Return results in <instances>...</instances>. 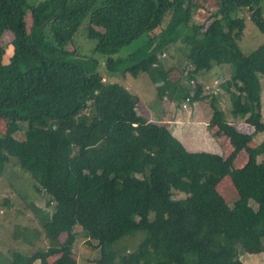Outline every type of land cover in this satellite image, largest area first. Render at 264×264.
I'll use <instances>...</instances> for the list:
<instances>
[{"label":"trees","instance_id":"trees-1","mask_svg":"<svg viewBox=\"0 0 264 264\" xmlns=\"http://www.w3.org/2000/svg\"><path fill=\"white\" fill-rule=\"evenodd\" d=\"M82 1L0 0V37L11 34L7 57L0 45V174L14 157L53 203L42 219L50 244L28 254L12 251L9 264H75L78 216L87 238L96 241L95 264H243L240 253L264 252V141L251 146L253 134L239 131L212 102L208 125L232 150L225 157L187 150L164 123L137 113L138 98L126 87L104 82L97 58L84 59L73 39L86 21L109 72L125 61L121 71L146 73L158 98L190 104L204 96L197 74L230 65L222 84L230 112L261 132L264 42L241 51L246 19L237 12L245 9L264 35V0H216L208 22L197 27L192 0ZM139 39L126 57H114ZM179 39L191 66V91L170 80L172 70L160 57ZM242 150L246 161L236 167ZM225 176L237 194L232 205L217 188ZM139 230L143 237L134 249L115 247ZM62 233L66 238L58 242Z\"/></svg>","mask_w":264,"mask_h":264},{"label":"rangeland","instance_id":"rangeland-1","mask_svg":"<svg viewBox=\"0 0 264 264\" xmlns=\"http://www.w3.org/2000/svg\"><path fill=\"white\" fill-rule=\"evenodd\" d=\"M85 4H89L90 0H83ZM264 8V1L262 3ZM216 8V0H192L191 7V24L197 27L199 24H205L208 22V18L212 11ZM237 15L245 17V27L242 31V35L238 40L239 47L242 52L249 53L255 49L258 45L264 42V35L258 30L255 24L248 18L245 9H240ZM29 21V17L27 18ZM86 21L80 25L73 39L75 45L84 59L94 56L97 58L98 63L96 70L101 73L104 78V82H116L128 89L130 93L138 98V104L136 111L138 114L146 115L149 113L159 114L164 113L168 118L174 119L175 115H179L184 119L186 109L189 105L193 108H200V112L204 114L207 119L211 117V103L213 102L219 109L223 110L225 119L228 122H232L230 119H237L239 116H235L230 112V98L228 90L222 85L229 77L231 66L223 65V67H213V69L206 71L204 74H197L195 77V83L202 84V97L201 100L193 102L192 104L178 99L170 98L169 96H163L158 98L156 96L155 85L151 82L146 73H142L138 76H133L130 73H123L121 71L127 62L122 61L115 65L116 71L109 72L104 65L106 55L99 54L93 49L96 41L87 36L86 33ZM186 27L180 26V38L185 33ZM10 39L11 34L5 33L0 37V45L6 49L5 56H8L10 51ZM141 40H135L131 44L122 48L114 57H126L130 52L134 51L140 46ZM186 45L179 39L172 48L167 47L160 57L164 63L165 68H171V74H169L170 80L177 82L179 89L184 88L185 85H190V91L193 90L194 81L189 82L187 80V72L191 66L185 57ZM223 68V69H220ZM260 83L262 87V104L261 120L264 122V76L260 75ZM237 123L242 124V127L247 131V134H253L254 140L262 136L264 137V130L261 132H254V128L247 124L244 120H235ZM171 122V120H170ZM184 122V121H183ZM172 123V122H171ZM163 124V123H162ZM165 125V124H163ZM166 127L168 125H165ZM184 127V125H183ZM216 131L215 125H210ZM23 128L16 132L17 138L23 137ZM5 132V122L0 119V134ZM214 135V133H213ZM210 134L212 139L215 137ZM256 135V137H255ZM218 142L221 147L225 146L226 136H218ZM216 137V138H218ZM227 139V138H226ZM229 140V139H228ZM251 146H255L250 142ZM232 150V149H231ZM241 154L247 158L244 150L239 152V156H236V160L241 161ZM261 159V157H260ZM222 182L217 185L218 191L224 197L227 204L232 205L237 194L232 185V190L228 187L229 176L222 178ZM227 180V181H226ZM183 193L173 192V198H182ZM53 210V203H47V196L43 192H39L36 189V183L30 176L29 172L21 169L15 162L14 157L9 156L8 163L5 166L4 171L0 174V264L10 263V254L12 251H21L25 254L31 253L37 249L46 248L50 241L46 236L42 226V219L46 213H50ZM152 217V215H151ZM78 220L73 230L76 233V239L72 246V256L75 259V264H95V260L99 255L96 241L87 238L83 232L80 219ZM143 237L142 231H137L133 237L125 238L119 245L115 246L119 249L123 247L134 249L138 241ZM66 238V233H62L57 238L58 242H62ZM57 255L48 257V262L51 263ZM239 258L243 264H264V252L257 254L240 253ZM37 264V263H35Z\"/></svg>","mask_w":264,"mask_h":264},{"label":"crops","instance_id":"crops-1","mask_svg":"<svg viewBox=\"0 0 264 264\" xmlns=\"http://www.w3.org/2000/svg\"><path fill=\"white\" fill-rule=\"evenodd\" d=\"M215 66L223 67V65H215ZM213 67L211 69H213ZM220 69H223V68H220ZM204 73L205 72H203V74ZM262 92L263 91L261 87V93H260L261 94V104H262ZM182 102L183 101L180 102L179 104L180 106ZM200 111L201 110L199 107L193 108L192 106L189 105L188 109H186L184 119L179 117V115H175L173 117L174 119H171V118L166 117L164 113H159V114L149 113L146 115H142V114L140 115L145 117L150 122L159 123V124L164 123L165 125H168L167 128L171 131V133L189 151H207V152H212V153H218L223 157L227 156L232 149V145L230 144L228 138L227 137H226L227 139L224 138L226 142H225V146L222 148L220 145V142H218L219 137L213 135V133H215V130L213 128H210V125H208L209 119H207L204 116V114ZM170 120L172 123L170 122ZM230 120L232 121L230 123L233 124L239 131L247 134V131L242 127V124L237 123L235 121V120L242 121L243 117H239L237 119L234 118ZM211 133L215 137V139H212V137H210ZM261 141H264L263 136L261 139L259 138L257 139L254 138V140L252 139L251 143H253L254 145H257ZM260 157L261 156L258 157V160H260ZM245 161H246L245 156L243 157V154H241V161L239 162V160H236V162H234L235 163L234 165L236 167H240L241 165L245 163Z\"/></svg>","mask_w":264,"mask_h":264}]
</instances>
